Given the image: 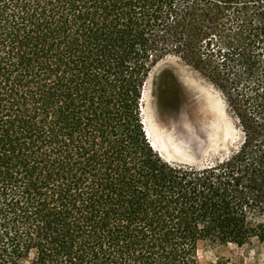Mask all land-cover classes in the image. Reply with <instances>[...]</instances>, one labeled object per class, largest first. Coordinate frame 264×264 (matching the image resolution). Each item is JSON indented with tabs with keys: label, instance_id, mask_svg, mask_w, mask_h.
<instances>
[{
	"label": "trees",
	"instance_id": "trees-1",
	"mask_svg": "<svg viewBox=\"0 0 264 264\" xmlns=\"http://www.w3.org/2000/svg\"><path fill=\"white\" fill-rule=\"evenodd\" d=\"M172 56L223 93L236 151L193 166L152 146L143 95ZM255 243L264 0H0V264H201Z\"/></svg>",
	"mask_w": 264,
	"mask_h": 264
},
{
	"label": "rangeland",
	"instance_id": "rangeland-1",
	"mask_svg": "<svg viewBox=\"0 0 264 264\" xmlns=\"http://www.w3.org/2000/svg\"><path fill=\"white\" fill-rule=\"evenodd\" d=\"M163 63L160 70H153L151 93L143 102L158 127L157 144L161 148L158 152L172 163L202 166L236 151L244 135L223 93L178 56ZM163 71L173 74L176 81L161 79ZM165 81L178 86L175 98L168 96ZM201 264H264V245L206 249L201 254Z\"/></svg>",
	"mask_w": 264,
	"mask_h": 264
},
{
	"label": "bare ground",
	"instance_id": "bare-ground-1",
	"mask_svg": "<svg viewBox=\"0 0 264 264\" xmlns=\"http://www.w3.org/2000/svg\"><path fill=\"white\" fill-rule=\"evenodd\" d=\"M175 61V60H174ZM174 63V62H173ZM165 63H163V61L161 63H159L156 67L157 71L160 70V68L164 65ZM179 64V63H178ZM176 65V64H174ZM185 68V67H184ZM184 71V70H183ZM183 73V72H182ZM187 73V72H186ZM153 75V74H152ZM188 75V74H187ZM184 76V75H182ZM186 76V75H185ZM184 78V77H183ZM185 81H186V77H185ZM190 81V79H189ZM188 82V81H187ZM151 83V77L149 82H147V85L145 87V91H144V95H143V102L145 104L146 100L149 99V94L151 93V89L149 84ZM191 84V83H190ZM192 86V85H190ZM199 88V87H198ZM153 100V99H152ZM153 103V102H152ZM154 109V108H153ZM149 109L147 110L145 107L143 109V116H144V122H145V126H146V130L148 132V138L151 139V142L153 143V145L155 146V149L157 151H161V148L159 147V145L157 144V138H158V127H156V123H154V121L152 120L151 116L148 114ZM207 111V110H206ZM204 111V112H206ZM217 111V110H216ZM203 112V113H204ZM213 114V113H212ZM216 114V113H215ZM210 116V115H209ZM211 117V116H210ZM221 124V123H220ZM173 155V154H172ZM168 161V160H167ZM181 161V160H180Z\"/></svg>",
	"mask_w": 264,
	"mask_h": 264
},
{
	"label": "flooded vegetation",
	"instance_id": "flooded-vegetation-1",
	"mask_svg": "<svg viewBox=\"0 0 264 264\" xmlns=\"http://www.w3.org/2000/svg\"><path fill=\"white\" fill-rule=\"evenodd\" d=\"M164 83L167 86L168 96L175 98L176 93H179L178 86L176 84H174L173 82H170V81H168V82L165 81Z\"/></svg>",
	"mask_w": 264,
	"mask_h": 264
},
{
	"label": "crops",
	"instance_id": "crops-1",
	"mask_svg": "<svg viewBox=\"0 0 264 264\" xmlns=\"http://www.w3.org/2000/svg\"><path fill=\"white\" fill-rule=\"evenodd\" d=\"M146 127V126H145ZM146 134H147V137H148V132H147V130H146ZM150 141H151V139H149ZM152 143V142H151ZM152 146L155 148V146L153 145V143H152ZM160 153V152H159ZM161 154V153H160Z\"/></svg>",
	"mask_w": 264,
	"mask_h": 264
},
{
	"label": "water",
	"instance_id": "water-1",
	"mask_svg": "<svg viewBox=\"0 0 264 264\" xmlns=\"http://www.w3.org/2000/svg\"><path fill=\"white\" fill-rule=\"evenodd\" d=\"M164 72V71H163ZM154 76H151V78H153Z\"/></svg>",
	"mask_w": 264,
	"mask_h": 264
}]
</instances>
